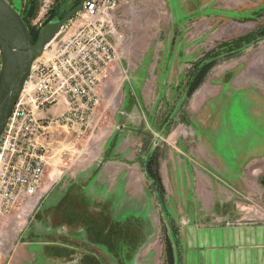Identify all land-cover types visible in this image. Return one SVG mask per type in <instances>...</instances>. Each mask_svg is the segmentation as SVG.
Listing matches in <instances>:
<instances>
[{"label": "rangeland", "instance_id": "374dc122", "mask_svg": "<svg viewBox=\"0 0 264 264\" xmlns=\"http://www.w3.org/2000/svg\"><path fill=\"white\" fill-rule=\"evenodd\" d=\"M8 1L34 35L70 3ZM113 22L119 58L91 127L51 129L43 194L0 222V264H166L191 216L264 221V0H119Z\"/></svg>", "mask_w": 264, "mask_h": 264}, {"label": "built area", "instance_id": "2783aa9c", "mask_svg": "<svg viewBox=\"0 0 264 264\" xmlns=\"http://www.w3.org/2000/svg\"><path fill=\"white\" fill-rule=\"evenodd\" d=\"M118 2L85 0L33 64L0 138V222L30 210L43 194L51 129L66 127L75 140L90 129L100 89L119 58L123 36L113 22ZM62 103L65 109L55 115Z\"/></svg>", "mask_w": 264, "mask_h": 264}, {"label": "crops", "instance_id": "0c3cea01", "mask_svg": "<svg viewBox=\"0 0 264 264\" xmlns=\"http://www.w3.org/2000/svg\"><path fill=\"white\" fill-rule=\"evenodd\" d=\"M54 136L48 161L58 142ZM179 237L175 264H264V221L243 220L233 211L211 222L191 216L181 223Z\"/></svg>", "mask_w": 264, "mask_h": 264}, {"label": "water", "instance_id": "95a60500", "mask_svg": "<svg viewBox=\"0 0 264 264\" xmlns=\"http://www.w3.org/2000/svg\"><path fill=\"white\" fill-rule=\"evenodd\" d=\"M63 18L46 24L32 43L28 26L8 0H0V138L30 76L47 45L82 9L85 0Z\"/></svg>", "mask_w": 264, "mask_h": 264}, {"label": "trees", "instance_id": "16d2710c", "mask_svg": "<svg viewBox=\"0 0 264 264\" xmlns=\"http://www.w3.org/2000/svg\"><path fill=\"white\" fill-rule=\"evenodd\" d=\"M79 4H80L79 0H70L69 5L67 6L68 7L67 12L65 14H67L71 10L75 9ZM15 9L18 11L17 8H15ZM65 14L62 13V12H57L56 10L52 11L50 17L48 18V20L46 21L44 26L46 24H48L49 22L55 20V19L63 18ZM21 17L24 20V22L26 23V25L28 26V24L26 22V19L22 15H21ZM28 28H29V26H28ZM40 30L41 29L37 30V32L34 35L33 31H31V29L29 28L32 43H35L37 41L38 35L40 33ZM203 75L205 77V73H202V76ZM195 88L191 87V92H189L190 91L189 90L187 95L191 94L194 91ZM146 172H147L148 177L150 178L151 182L153 183L154 187L158 191V194H159V197H160L159 200H160V202H161V204L163 206V209L165 210L166 214L168 215V212L166 211V208L164 206L163 197L161 196V192L163 191V185H162V182H161V179H160V175L161 174H160L159 154H157L155 149L152 150L150 154H148V160H147V163H146ZM116 221H117L116 226H117L118 230H120L121 232L127 233L128 234V238L131 237L129 235V230H130V233H136L139 230V226H134L133 224H129V223L125 224L123 219H116ZM169 225L171 226V230H172L173 236L176 237L177 230L175 229V225L173 223H171L170 220H169ZM120 228H122V229H120ZM121 244L124 245L122 243V241H121ZM125 244H126V247H129V244H127V243H125ZM174 245H175V243L173 241L168 243V245H167V249H166V251H167L166 264H175V248H174Z\"/></svg>", "mask_w": 264, "mask_h": 264}, {"label": "bare ground", "instance_id": "6f19581e", "mask_svg": "<svg viewBox=\"0 0 264 264\" xmlns=\"http://www.w3.org/2000/svg\"><path fill=\"white\" fill-rule=\"evenodd\" d=\"M46 55H47L46 52H44L42 57H40V59L44 58Z\"/></svg>", "mask_w": 264, "mask_h": 264}, {"label": "flooded vegetation", "instance_id": "af4514ba", "mask_svg": "<svg viewBox=\"0 0 264 264\" xmlns=\"http://www.w3.org/2000/svg\"><path fill=\"white\" fill-rule=\"evenodd\" d=\"M65 15H66V14H65ZM65 15H64V16H65Z\"/></svg>", "mask_w": 264, "mask_h": 264}]
</instances>
